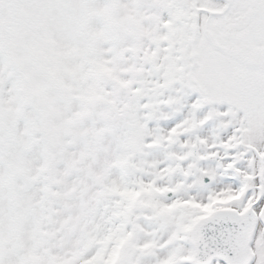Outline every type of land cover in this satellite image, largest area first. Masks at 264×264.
I'll return each mask as SVG.
<instances>
[{
	"label": "snow or ice",
	"instance_id": "6c2138e0",
	"mask_svg": "<svg viewBox=\"0 0 264 264\" xmlns=\"http://www.w3.org/2000/svg\"><path fill=\"white\" fill-rule=\"evenodd\" d=\"M0 264H264V0H0Z\"/></svg>",
	"mask_w": 264,
	"mask_h": 264
}]
</instances>
